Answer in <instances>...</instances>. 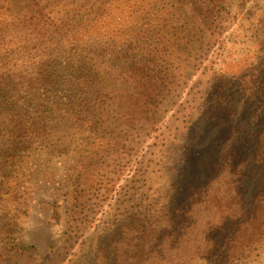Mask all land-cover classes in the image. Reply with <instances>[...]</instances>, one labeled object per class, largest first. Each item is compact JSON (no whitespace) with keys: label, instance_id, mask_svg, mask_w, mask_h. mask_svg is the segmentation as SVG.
Masks as SVG:
<instances>
[{"label":"rangeland","instance_id":"rangeland-1","mask_svg":"<svg viewBox=\"0 0 264 264\" xmlns=\"http://www.w3.org/2000/svg\"><path fill=\"white\" fill-rule=\"evenodd\" d=\"M138 1L144 3V16L131 21H137L135 31L149 21L153 38L166 34L178 42L172 41L173 53L166 59L156 60L164 76L160 103L150 119L136 126L117 129L124 85H108L105 75L113 62L123 61L107 52V35L95 39L97 50L81 40L88 51H80L79 42L65 39L64 50L50 54L36 49L39 42L30 33L29 39L18 41L13 56L0 53V74L11 66L21 73H6L0 88L22 91L23 127L36 129L37 123L56 130L44 136L41 145L24 140L15 148L9 169L21 196L15 202L0 201V244L30 248L37 264L54 263L56 258L60 264L70 261L73 255L64 247L73 225L79 226L83 242L74 264H99L101 249L106 248L102 243L119 238L130 242L133 263L150 258L154 247L146 232L156 226L154 216L170 203L185 202L192 190L209 185L234 165L236 156L253 151L263 116L258 102L264 92V0H227L223 25L215 32L199 24L184 0ZM14 2L20 10L23 0ZM54 36L40 44L46 49L58 44L60 32ZM25 45L31 49L30 63L24 57ZM3 94L0 90V99ZM102 103L105 115L98 122L94 117L102 114ZM81 115L89 117L88 128H78L85 117ZM2 129L6 127H0V133L7 135ZM117 137L128 151L116 152ZM5 158L0 153V180L5 178ZM91 159L105 166L103 181L94 165L84 168ZM78 183L83 186L80 201L75 198ZM5 188L0 184V192ZM77 204L82 212L73 220L70 213ZM107 247L113 258L117 247ZM263 251L253 249L247 260L235 264H264Z\"/></svg>","mask_w":264,"mask_h":264},{"label":"trees","instance_id":"trees-1","mask_svg":"<svg viewBox=\"0 0 264 264\" xmlns=\"http://www.w3.org/2000/svg\"><path fill=\"white\" fill-rule=\"evenodd\" d=\"M62 4L66 6L65 9H60ZM226 4L227 0H184L183 5L192 8L200 25L205 24L215 32L223 25ZM22 5L19 10L15 8L14 0H0V53L10 58L15 54L18 41L22 37L29 39L30 33L33 40L39 42L36 49L50 54L62 52L66 47L63 43L65 39L79 42L80 51H88L81 40L90 42L91 47L97 50L98 46L93 47L95 39L107 35L110 43L107 52L115 53L123 61L120 64L113 62L105 75L108 85L113 82L124 85L122 94L126 96L117 129L120 130L124 124L136 126L146 121L143 119L152 117L160 103V78L164 77L156 67L159 65L156 60L159 58L161 62L166 59L173 50L172 41H178L174 37L167 39L166 34L159 39L153 38L149 32L152 26L149 21L140 32L135 31L137 21H131L141 20L144 16V3L138 0H23ZM68 16H74L76 20L73 22L71 17L66 20ZM162 17H159L160 21ZM56 32L62 36L56 39L58 44H51L47 49L40 44L46 39L55 38ZM93 49L90 51L93 52ZM23 50L26 52L21 48L19 52L25 53L26 62L30 63L33 59L30 56L27 58V53L31 49L25 45ZM126 61L131 63L127 64ZM15 68L9 67L7 72L0 74V78L4 80L6 73L10 76L21 75ZM26 68L29 71V66ZM0 90L4 92L0 99V127L5 126L6 129L2 131L7 132V135L0 133V153L6 157L5 178L0 180V184L6 185V188L0 192V201L15 202L21 196L14 172L9 169L10 161L16 158L15 148L23 145L24 140L32 143L30 145H41L45 142L44 136L56 130L45 124L38 126L37 123L36 129L23 127L26 122L22 118L23 113H19L24 105L22 91L10 86ZM258 103L263 116L252 144L253 151L248 155L236 156L237 165L231 163L209 185L192 190V195L185 202L170 203L167 209L158 212L153 219L156 226L146 232L147 239L153 243V255L136 264H235L242 259L247 260L253 249L264 250V92L259 95ZM102 106V114L94 117L98 122L105 115V103ZM81 116L85 117L79 120L78 128H88L89 117ZM116 139L119 143L116 152L125 148L128 151L129 146H120L122 142L119 137ZM6 151L10 153L9 156L2 153ZM92 165L98 169L103 181L105 166L93 163L91 159L84 168ZM78 185L75 188L76 199L81 195L82 184ZM80 207L77 204L70 213L73 220L76 213L82 212ZM55 213L59 217V212ZM78 229L79 226L73 225L66 232L64 249L73 255L67 264H74L76 250L83 243ZM104 246L106 248L101 249L99 264H105L107 258H112L111 252L106 253L107 246L117 247L116 251L113 250L111 264H135L130 257V242L127 239H114L108 244L102 243ZM34 256V252L24 245L11 242L0 244V264H37ZM41 264H60V261L56 258L54 263Z\"/></svg>","mask_w":264,"mask_h":264}]
</instances>
